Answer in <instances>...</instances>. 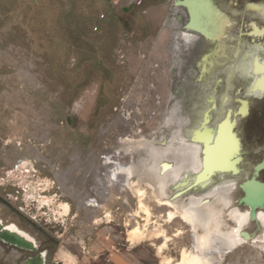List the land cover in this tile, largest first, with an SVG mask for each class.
Here are the masks:
<instances>
[{
  "label": "rangeland",
  "instance_id": "rangeland-1",
  "mask_svg": "<svg viewBox=\"0 0 264 264\" xmlns=\"http://www.w3.org/2000/svg\"><path fill=\"white\" fill-rule=\"evenodd\" d=\"M179 1L0 0V191L9 190L32 247L0 245V264H174L190 227L169 217L152 186L165 176L162 201H186L220 182L218 173L206 188L196 173L172 179L193 164L206 116L214 129L235 121L241 141L237 173L225 174L237 189L222 227L235 224L233 209L251 213L250 239L219 264H264L255 218L264 189L239 187L264 182V92L253 90L264 0H212L219 17L206 33L188 28ZM244 102L250 116L240 114Z\"/></svg>",
  "mask_w": 264,
  "mask_h": 264
},
{
  "label": "bare ground",
  "instance_id": "bare-ground-1",
  "mask_svg": "<svg viewBox=\"0 0 264 264\" xmlns=\"http://www.w3.org/2000/svg\"><path fill=\"white\" fill-rule=\"evenodd\" d=\"M178 4L185 5L188 9L190 18L188 28L192 30L203 29V33H206L209 26L215 24L219 17V12L212 3L211 5L201 4L196 8L200 19H193V8L190 6L189 0H181ZM249 7L254 11L256 9L255 4H250ZM255 32L261 33V30L255 26ZM254 70L259 73V76L255 80L253 90L263 92L264 61H255ZM249 111L248 104L244 102L241 106V115H249ZM207 117L204 118L202 128L195 131L192 139L194 141L193 164L186 170L182 168L179 170L172 169L174 174L172 179L180 172L187 176L190 173H196L197 175L193 178L195 184L200 188H206L211 183L213 175L218 173L221 174L220 182L210 185L200 194L190 195L186 201H162L167 183L165 176L160 178L156 186H152L153 195L158 198V201L173 208L172 212L169 213V217L171 218L172 214L176 213L190 227L191 245L189 248L183 247L180 250V258L174 264H219L225 254L250 239V234L244 230V226L251 221V213L248 210L233 209L232 218L235 224L233 226L228 225L225 229L222 227L224 210L232 206V193L237 189V179L226 177L225 174L227 172L237 173V154L241 141L234 133V123L230 119H225L214 129L207 125ZM202 155L204 156L202 157ZM119 167H114L111 170V176L117 180H119L118 176L121 174ZM168 168L171 167L167 164L163 165V171ZM169 174L171 173L169 172ZM260 183L251 178L248 182H243L242 188L247 193L249 187L264 189V185ZM122 184L127 185L128 182ZM130 187L134 188L138 196H142L143 190L137 185H130ZM185 189H187L185 184L180 181L177 191L181 194ZM258 202L261 206V204H264V199ZM255 218L264 226V212L262 210L256 213ZM140 232L139 227H134L130 231L133 234H140ZM19 238L18 242L23 243V237L19 236Z\"/></svg>",
  "mask_w": 264,
  "mask_h": 264
},
{
  "label": "flooded vegetation",
  "instance_id": "flooded-vegetation-1",
  "mask_svg": "<svg viewBox=\"0 0 264 264\" xmlns=\"http://www.w3.org/2000/svg\"><path fill=\"white\" fill-rule=\"evenodd\" d=\"M249 5L250 4H248L247 6H246V9H248V10H252L253 11V9H251V7H249ZM258 9H259V7L256 5V9H255V11L256 12H259L258 11ZM221 16H222V18H223V15L221 14ZM263 22V21H262ZM252 23H254V22H252ZM252 23H251V28H252V32L255 34V32H254V29H253V27H252ZM264 23V22H263ZM255 26L256 27H258L256 24H255ZM264 26H262V27H259V28H263ZM127 28H129V27H127ZM253 35V34H252ZM264 35V34H263ZM258 36V35H257ZM262 36V35H261ZM259 46V45H258ZM258 46H256L258 49H259V47ZM264 61V60H263ZM262 61V62H263ZM257 62V61H256ZM258 78V77H257ZM264 92V91H263ZM256 98H260V99H262V98H264V97H258V96H256ZM243 101H245V100H243ZM242 101V102H243ZM249 103V102H248ZM241 106H242V103H241ZM249 108H250V106H249ZM251 113V112H250ZM240 114H241V108H240ZM250 116V115H249ZM229 118V117H228ZM243 118V117H242ZM234 122V125H235V121H233ZM235 127V126H234ZM264 162V161H263ZM260 163H262V162H260ZM259 164V163H258ZM258 164H256V165H254V166H256V168H255V170L256 171H259L263 166H262V164H260V165H258ZM254 166H253V168H254ZM238 168H239V164H238ZM263 170V169H262ZM261 170V171H262ZM260 171V172H261ZM240 172V171H239ZM260 172L257 174V175H259L260 174ZM253 173H254V170H253V172H252V176H253ZM256 175V176H257ZM253 179H254V181H255V177H252ZM240 183H242V182H240ZM256 183H258V182H256ZM243 184V183H242ZM242 184L241 185H239V187L241 186V188H242ZM260 184H262V185H264V182H261ZM238 187V188H239ZM9 190L7 191V188H2V192L0 191V245H3V249L5 250L6 248H10V246L12 245L13 247H11V248H15V247H17V246H19V247H21L22 245H26V246H28V243H29V246L31 247V242L29 241V240H27V238L22 234V231H21V218H20V214H18V212L16 211V209L14 208L15 207V205H12L11 204V202H10V199L9 198H7V196H11L9 193ZM16 192V189H14V196L16 195V198H13L14 200H16L17 199V201H20V196L18 195V194H16L15 193ZM17 192H18V190H17ZM13 196V197H14ZM16 201V202H17ZM14 206V207H13ZM19 236H21V238L24 240V242H23V240L21 239V241L23 242V243H20V242H18V239L20 240V238H19ZM251 237V236H250ZM16 240V241H15ZM30 247H26L27 249H29ZM32 248V247H31ZM36 259H40L39 257H36L35 258V260ZM36 262H37V264H39V262L36 260Z\"/></svg>",
  "mask_w": 264,
  "mask_h": 264
},
{
  "label": "snow or ice",
  "instance_id": "snow-or-ice-1",
  "mask_svg": "<svg viewBox=\"0 0 264 264\" xmlns=\"http://www.w3.org/2000/svg\"><path fill=\"white\" fill-rule=\"evenodd\" d=\"M189 3H190V6L193 8V19H200L199 15L196 12V8L201 6V4L211 5L212 0H189ZM193 27H194V25H193ZM198 31H201L203 33V29H199ZM217 31H218L219 35L222 36L223 32H224V28L221 27ZM216 38L219 39V36H217ZM248 55L255 58L256 54L253 51H249Z\"/></svg>",
  "mask_w": 264,
  "mask_h": 264
},
{
  "label": "built area",
  "instance_id": "built-area-1",
  "mask_svg": "<svg viewBox=\"0 0 264 264\" xmlns=\"http://www.w3.org/2000/svg\"><path fill=\"white\" fill-rule=\"evenodd\" d=\"M118 1H119V0H113L114 3H118ZM129 2L132 3V2H135V0H129ZM143 57H144V56H143ZM152 66L155 67V68L158 67L157 64H152ZM153 71H154V69H153ZM156 101H157V102L159 101V97H158V96H156Z\"/></svg>",
  "mask_w": 264,
  "mask_h": 264
},
{
  "label": "water",
  "instance_id": "water-1",
  "mask_svg": "<svg viewBox=\"0 0 264 264\" xmlns=\"http://www.w3.org/2000/svg\"><path fill=\"white\" fill-rule=\"evenodd\" d=\"M67 122H68V123L70 122L69 118L67 119Z\"/></svg>",
  "mask_w": 264,
  "mask_h": 264
},
{
  "label": "crops",
  "instance_id": "crops-1",
  "mask_svg": "<svg viewBox=\"0 0 264 264\" xmlns=\"http://www.w3.org/2000/svg\"><path fill=\"white\" fill-rule=\"evenodd\" d=\"M38 262L40 261V259H36Z\"/></svg>",
  "mask_w": 264,
  "mask_h": 264
}]
</instances>
